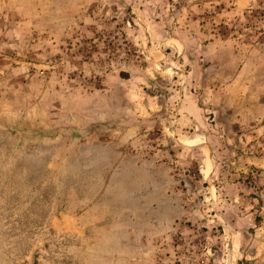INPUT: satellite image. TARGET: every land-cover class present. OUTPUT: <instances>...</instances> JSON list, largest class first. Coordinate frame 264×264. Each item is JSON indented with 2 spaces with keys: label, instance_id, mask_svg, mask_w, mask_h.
Segmentation results:
<instances>
[{
  "label": "rangeland",
  "instance_id": "1",
  "mask_svg": "<svg viewBox=\"0 0 264 264\" xmlns=\"http://www.w3.org/2000/svg\"><path fill=\"white\" fill-rule=\"evenodd\" d=\"M0 264H264V0H0Z\"/></svg>",
  "mask_w": 264,
  "mask_h": 264
}]
</instances>
